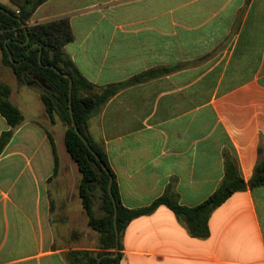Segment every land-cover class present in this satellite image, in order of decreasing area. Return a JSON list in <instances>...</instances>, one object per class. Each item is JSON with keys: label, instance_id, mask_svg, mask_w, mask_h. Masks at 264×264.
<instances>
[{"label": "crops", "instance_id": "0c3cea01", "mask_svg": "<svg viewBox=\"0 0 264 264\" xmlns=\"http://www.w3.org/2000/svg\"><path fill=\"white\" fill-rule=\"evenodd\" d=\"M57 19L73 36L64 52L94 86L150 73L87 121L123 207H146L168 185L180 205L197 206L226 161L249 182L264 162V0H47L28 25ZM23 89L9 98L21 124L11 130L0 114V139L12 132L0 148V264H72L71 253L98 250L99 236L77 166ZM207 226L208 237L193 238L160 206L126 226L120 264H264V186L231 195Z\"/></svg>", "mask_w": 264, "mask_h": 264}, {"label": "trees", "instance_id": "16d2710c", "mask_svg": "<svg viewBox=\"0 0 264 264\" xmlns=\"http://www.w3.org/2000/svg\"><path fill=\"white\" fill-rule=\"evenodd\" d=\"M45 1L47 0H10L17 7L18 13L0 5L6 11H0V51L2 64L12 70L18 84L35 90L50 121L57 116L66 128L64 146L77 164L81 175L78 195L90 227L99 234V250L71 253L72 264H80V260H83V264H96L99 257L116 252L114 206L108 193L110 178L117 209L118 249L116 256L104 257L100 264H120V237L126 226L136 218L152 214L160 206L167 207L184 224L191 237L197 239L208 237L207 222L215 209L236 192L264 186V162L256 164L251 179L245 183L234 162L226 161L225 175L217 189L194 207L180 205L178 194L171 185H168L164 193L146 207L135 209L123 207L106 154L88 134L87 121L118 91L146 80L150 73H143L126 82L103 87L89 83L63 50L64 45L73 39L66 19L28 25L36 8ZM23 25H26V30ZM164 72L167 73L169 70L165 69ZM63 74L72 81L71 109L78 132L87 140L99 160L89 152L71 126L69 80ZM10 92V87L0 82V114L12 130L21 124L23 116L9 100ZM11 133L9 131L2 135L0 148L8 141ZM75 256H81L82 259L77 260Z\"/></svg>", "mask_w": 264, "mask_h": 264}, {"label": "rangeland", "instance_id": "374dc122", "mask_svg": "<svg viewBox=\"0 0 264 264\" xmlns=\"http://www.w3.org/2000/svg\"><path fill=\"white\" fill-rule=\"evenodd\" d=\"M0 53H1V51H0ZM0 64L2 66V67H0V70H2V72L0 71V80L3 81L1 83H4V84L8 85L10 87V90L12 88V90H11L12 91V94L10 92L11 99H12V101L19 102V98H20L21 92H22V90H25V89H23L25 86H21V85L18 84V82H17V80L15 78L14 73L12 72V70L10 68H8V67H6V66H4L2 64V59L1 58H0ZM33 92L36 94L35 101H36V104L38 106H40L41 111H42V115H44V117L47 118L48 124H49L50 128L51 127L53 128V133L55 135H57V136H60L61 139H62V141H63V144H64V132H65L66 128L62 125V123L60 122V120H59V118L57 116H54L53 117V121H50V119L48 118V116L46 114L45 108H44L43 104L40 101V98H39L38 93L35 90H33ZM29 94L30 93L27 92V95L29 97H32ZM9 98H10V95H9ZM64 149H65V146H64ZM65 152H66V149H65ZM66 154H67L69 160L71 162H73L77 166V164L73 161V159L69 156V154L67 152H66ZM77 168H78V166H77ZM79 175H80V173H79ZM80 180H81V175H80ZM79 184H80V181H79ZM84 211H85V209H84ZM85 214H86V211H85ZM86 217H87V214H86ZM87 223H88V217H87ZM88 225H89V223H88ZM89 227H90V225H89ZM93 231H95V230H93ZM98 236H99V234H98ZM98 250H99V246H98ZM78 257H79V259H82L81 256H78ZM80 264H83V260L82 261L80 260Z\"/></svg>", "mask_w": 264, "mask_h": 264}, {"label": "water", "instance_id": "95a60500", "mask_svg": "<svg viewBox=\"0 0 264 264\" xmlns=\"http://www.w3.org/2000/svg\"><path fill=\"white\" fill-rule=\"evenodd\" d=\"M0 11L2 12H6L4 9H2L0 7ZM23 28L26 30V25H23ZM27 42H28V39H27ZM10 57V56H9ZM11 58V57H10ZM39 61H40V53H39ZM55 72H58L56 69H54ZM63 76L65 78H67L69 80V114H70V117H71V126L72 128L74 129V131L76 132V134L78 135V137L81 139V141L85 144V146L88 148L89 152L97 159V155L96 153L91 149L90 145L88 144L87 140L78 132V129H77V126L74 122V119H73V114H72V109H71V95H72V81L71 79L67 76V75H64ZM111 184H112V179L110 178L109 179V184H108V193L111 197V200L113 202V206H114V214H113V227H114V233H115V242H116V252L113 253V254H105L101 257H99L97 259V263L96 264H100V261L104 258V257H114L117 255V249H118V237H119V232H118V229H117V209H116V204H115V201H114V198H113V195H112V191H111Z\"/></svg>", "mask_w": 264, "mask_h": 264}, {"label": "built area", "instance_id": "2783aa9c", "mask_svg": "<svg viewBox=\"0 0 264 264\" xmlns=\"http://www.w3.org/2000/svg\"><path fill=\"white\" fill-rule=\"evenodd\" d=\"M16 13H18V11H16Z\"/></svg>", "mask_w": 264, "mask_h": 264}]
</instances>
